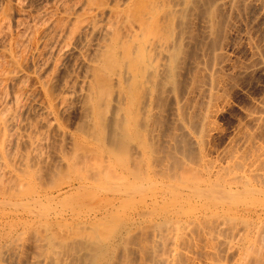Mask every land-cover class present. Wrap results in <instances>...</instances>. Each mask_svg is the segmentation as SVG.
I'll list each match as a JSON object with an SVG mask.
<instances>
[{"label":"bare ground","instance_id":"obj_1","mask_svg":"<svg viewBox=\"0 0 264 264\" xmlns=\"http://www.w3.org/2000/svg\"><path fill=\"white\" fill-rule=\"evenodd\" d=\"M13 1L20 7L21 1ZM81 1L83 4L78 6L79 8L82 6V8L78 9V12L82 10V16L77 13V16H73L72 13L67 16L68 18L66 17L71 26L66 24L68 26L66 29L70 28L71 31H69V36L76 31L78 25H81L78 23H82L81 20L85 17L86 29H91L90 32L100 29L105 33L101 36L106 37L105 40L101 38L105 43L101 40V43H104L101 45L103 49L100 54L97 52L99 57H95L98 58V64H93L92 70L87 69L89 72L92 71V79H90L92 81L89 86L86 84L88 89L85 87L87 89L85 92L87 93L84 94L82 91L84 95L82 101L83 99L84 101L81 103L84 105H81L83 118L80 120L83 121L85 117V123L83 121L84 125L78 127L90 129L92 134H89V129L81 128L84 132L88 131L90 136L86 135L90 137L92 143L93 141L97 144L103 142V156H98V158L94 156L96 151H94L95 147H91L92 144L88 146L89 154H85L88 157L94 149L93 156L97 159L101 157L98 161L105 157L106 165L98 163L93 158L98 164L94 160L92 167L86 166L90 168L85 166L81 167L82 169L79 168L83 162L77 167L75 163L78 164L81 160L79 158H86L85 156L76 158L77 155H81L80 153L76 155V152L82 151L83 142L79 141L80 145L74 139V144L78 142V146L74 147L70 140L74 151L77 147L79 149L82 146L76 152L70 147V152L73 151L76 155L75 158L70 157L72 152L69 153V149L65 150L66 145L62 148L64 141H62L61 147V142L58 143L63 132L60 136L55 134V137L59 136L56 141L54 139L57 137L54 138L53 134L56 126L52 127L53 131L49 130L50 122L54 120L49 123L48 121L43 122L44 127L42 126V128H45V124L50 125L49 128L46 126V129L53 132L51 139L57 143L54 145L52 142L53 148L54 146H57L55 148H65L64 151L69 154L63 152L62 157L57 156L60 155L58 152L61 153L62 149H60L61 151L53 150L51 144L48 143L51 149L44 148L48 149L47 152L53 150L52 159H49L52 163L47 162L46 158L50 157L49 154L44 157L46 161L44 159V162L42 161L43 148L38 146L41 144L40 137L46 134L42 133V128L35 125L34 129L38 128L41 131L39 136L40 132L33 129L35 126L32 122L33 125L29 124L30 120L29 122L26 120L28 122L26 126L22 123L23 111H28L27 107V110L24 109L27 102L25 105L22 103L25 102L24 97L27 99L31 93L24 90L23 86L21 87V84L24 82L26 84L27 81V77L25 79L22 76V61L17 60L13 56L14 54H11L9 57L12 59V68L9 66L10 62L7 63L9 66V69L6 66L7 70L4 66H0L1 69H5H2L3 73L0 70L2 73L0 81L6 80L12 84V88L11 84H8L11 90L6 89L8 85L5 89L3 88L6 91L0 88L2 93L10 92L2 98L0 94V264L5 263V258L10 259L12 252L15 253L12 259H15L17 253L14 252V249L16 250L17 243L21 239L24 241L26 239V244L28 242L27 250L26 247L24 248L27 251L25 262L27 261L29 264H264V144L259 141L260 137L264 135V97L260 99L258 96L260 100L251 106V110L249 109L250 102L247 104L250 111L248 110L247 113L244 111L246 116L243 114L246 124L241 125L240 128L235 127V133L233 129L234 134H229L231 138H227L229 141L228 144L225 143L227 145L224 149L221 148L222 145L213 148L211 144L213 141L215 143L212 138H215L216 133L213 135L211 131L216 121H214L216 118L212 119V117L215 109L217 110V102L221 99L222 91L232 80V77L229 78L225 88L220 87V83L226 76L220 75L222 79L218 77V68L222 61H217L219 63L217 67V49L223 47L220 39H225L228 34L227 32L225 35V31L232 18L240 17L248 10H255L254 13L264 15V0ZM8 4L11 5V2ZM73 4L75 5V3ZM74 5H70L72 9L75 7ZM70 6L68 8H71ZM5 8L7 7L5 6L3 11ZM6 10L8 11V9ZM66 10L67 8L65 13L70 9ZM250 12L248 11V13ZM4 13L5 11L0 15V35L3 33L5 37H8L5 32L10 26L6 23L9 15ZM257 13L255 15L258 16ZM71 15L74 17V19L72 17L73 21L69 20ZM256 17L255 19H257ZM103 18L104 21L107 20V23L101 25L100 21ZM242 19L244 18L240 20ZM252 21L255 20L252 19ZM105 22L102 21V24ZM260 28L258 25V29ZM248 31L250 33L251 30ZM62 32L60 30L59 33L56 32L59 34L58 37ZM247 35L249 36V34ZM220 36L222 37L220 38ZM250 37L254 40V37L251 35ZM256 37L257 41H253L254 44L256 43L255 46L259 43ZM2 39L4 40V37H1V41H3ZM7 39L9 43L6 38V41L3 42L10 46L9 49L7 48L9 50L7 52L10 53V50L14 48L13 46L11 49V44H16L17 37L15 36L13 43L12 39ZM18 39L21 41L20 37ZM247 39L252 40L249 37L246 38V41H248ZM56 41L47 49L54 47ZM21 42L17 41L15 47H19L18 44L22 45ZM61 43L60 45H62ZM0 44L4 48L8 47L3 46L2 42ZM251 45L248 46L249 49H252ZM262 45L260 44V47ZM60 47L54 48L55 51H53L56 53V49H62H59ZM198 48L201 49V52L197 50ZM205 50L208 52L204 56ZM259 50L264 49L259 48ZM50 51L52 48L48 52L50 53ZM51 53L46 54L51 57ZM251 57L253 56L251 55ZM251 57L249 58L251 59ZM222 58L223 61L226 60V57ZM50 59L52 60V58ZM35 60L37 62V59ZM94 60L97 61V59ZM44 61L42 60L43 63ZM253 62L250 60L248 65ZM257 66L254 68L256 69ZM220 68L223 69L222 65ZM236 70L238 69L236 68ZM250 70L253 69L250 68ZM243 71L246 72V70ZM216 72L217 76L214 75ZM227 72L229 76V70ZM39 77L42 79L41 76ZM64 82L66 84V81ZM6 84L3 83L1 86ZM231 84L227 87L228 89L232 87ZM70 85L67 87L68 90ZM42 86H44L48 101L47 105L44 100L45 105L48 106L46 111L44 107H47L41 105L43 114L48 113V110L49 113H52L53 109L57 108L55 107L57 102L64 101L60 93L58 95V92L63 90L60 88L63 85H59L60 89L56 91L54 97L50 90L52 88L47 87L46 81ZM220 88L223 90L220 91ZM65 89L62 92L66 97ZM22 90L28 91L29 95L26 97L27 94ZM70 93L72 94V92ZM224 94L222 100L228 99L226 96L229 92ZM32 98L30 96V99ZM255 98L253 100L256 102ZM23 99L24 102H22ZM163 101L165 102L163 105L165 111L162 110L163 106L162 109L160 108ZM225 101H222L223 105H225ZM41 102L43 103V101ZM61 103L59 104L61 105ZM59 104H57L58 107ZM29 107L31 108V106ZM29 112L30 110L27 113ZM40 117L39 114L37 120ZM23 119L25 120V118ZM37 122L40 125L41 118ZM240 123L237 122V126ZM156 126L159 128L155 130L160 132V128H165V139H163L164 133L162 134L163 138L161 137L162 140L159 136L156 137L154 132L152 133L154 131L152 128ZM22 128H29V131ZM31 128L34 132L30 131ZM216 128L220 131L218 126ZM217 129L215 130L217 131ZM49 131L45 130V133ZM222 132L223 130H221ZM63 135L62 140L68 137H65L64 133ZM258 135L261 136L258 138ZM48 136H45L44 139L46 137L48 139ZM70 136L71 134H69ZM68 138L65 140L66 142H69ZM211 139L212 141H210ZM43 140L41 147L47 141ZM43 142H45L44 145ZM216 147L217 151L220 148L221 151L219 150L218 156L212 157L211 154L215 153L210 154V150H216ZM90 148H92L91 151ZM98 148L97 150L101 153V149ZM37 152H40L41 156ZM82 152H85L84 149ZM45 154L44 152V156ZM54 154L58 158L55 157V159ZM68 155L70 158L67 157ZM59 157L61 161L57 163ZM86 159L88 160V158ZM86 159H83L84 164L87 163ZM53 161H57L56 165H59L54 166ZM92 161L88 160V163ZM41 162L44 164L47 162L45 166L51 163L54 167L51 168L50 164V168L47 166L49 168L47 169ZM39 163V166L41 167L42 164L47 171L44 168L34 167ZM34 168L38 169L35 171L37 175L41 169L42 172L45 170L43 174L41 173L43 176L37 177ZM71 173L73 174L69 176ZM69 191L70 194H68ZM65 198L67 199L65 200ZM21 249L23 251V247ZM17 258L22 259L21 256H17ZM12 259L7 264L18 260L11 261ZM21 259L18 262L23 263L24 260L21 261Z\"/></svg>","mask_w":264,"mask_h":264},{"label":"rangeland","instance_id":"obj_2","mask_svg":"<svg viewBox=\"0 0 264 264\" xmlns=\"http://www.w3.org/2000/svg\"><path fill=\"white\" fill-rule=\"evenodd\" d=\"M11 2V5H9L8 3H10ZM0 0V12H2V13H0V15H2L3 14V12L5 11V13H7L9 16H7L8 18H7V20H8V22H7V20H6V23H7V25L9 26V28H8V30H10V31H8V30H6V35H8V37L6 36H4L3 35V33L0 35V43L2 42L3 43V46H8V47H6V48H4V47H2V46H0V66L1 67H5V69L7 70V68L9 67V66H11L12 65V62H11V57H9L11 54L17 59V60H19V61H22V65H23V71H22V76L25 78V77H27V81H26V84H24L25 82L22 80V82H24V83H22L21 84V87L23 86V88H25L24 90H28L29 91V93H31V98L32 99H30V96H28L29 94H27V92L28 91H23L22 90V92H24V93H26L27 95H25L26 97L28 96V98L31 100H29L28 98L26 99L25 97H24V99H25V102H24V99H23V101L22 102H24V104L22 103V105H25L26 104V102H27V106L25 105V110H27L26 109V107L28 108V111L30 110V112H32V113H27L28 111H23V116H25V117H21V119L23 120V122L22 123H24V125L26 126V125H28V122H29V120H30V123L29 124H31V125H33V126H39L38 128H42V126L44 127V124H43V122L44 123H46L47 121H48V123L51 121V120H54V121H52V122H50V124H51V126L50 125H48V126H50L51 128L54 126H56L54 129V131H53V128L51 129V128H49L46 124H45V128H42L43 130H41L42 131V133L43 134H46V135H44V136H41L40 138H41V144H42V140L44 139V137L45 136H48V139H44L43 141H49L50 140V142H47L46 141V144H45V142H43V145L45 144V145H47V146H43V147H41V144H40V146H38V147H40L41 149L43 148V149H45V148H49V149H51V148H53V143L54 142H56L57 140H58V137L60 136V134L63 132L64 134H65V137H69V134H71V136L73 137H67L68 138V140H69V142H70V140H71V142L74 144V139H75V141H80V142H83L84 144H88L87 145V147H85L86 145H84L83 143H82V145L85 147H83L81 150L83 151V149H84V153L82 152V151H80L79 149L82 147V146H80L79 147V149H78V147H77V149L79 150V151H77V149H76V151H74V148H72V144H71V142L69 143L68 141L66 142L65 140H67V138H65V139H63L62 140V136L64 137V135H63V133H62V135L60 136V139H59V141H58V143L59 142H61V145H60V147L62 146V141H64V144H63V146H62V148L66 145V151L68 150V152L69 153H71L72 152V155L70 156V157H74L75 158V156L77 155V154H81V155H77L76 156V158L77 157H79V156H85L86 158H88V160L89 161H92L93 160V158H95L97 161L101 158V157H99V159H97L98 158V156H103V154H102V152L104 151V149L102 148V147H104V145L102 144H97V143H95V141H93V143H92V141H90V135L89 134H92L91 133V131H90V129L89 128H83V127H81L82 129H85V130H88V131H90V133L88 134L87 132L88 131H86V132H84L81 128H79L78 126H82V125H84L82 122L85 120V117H84V120L83 121H81L82 120V116H83V114H81V113H83L82 112V106L84 105H82V103L81 102H83L84 101V99H83V101H82V98H84V95H83V92H84V94L85 93H87V92H85L88 88H87V86H89V83H91V81L92 80H90V79H92L91 78V76H92V71H88V70H92V68H93V66L94 65H96V63L98 64V58H95L96 56H98L99 57V55H98V53L97 52H99V54H100V52L102 51V47L103 46H101L102 44L104 45V43H105V41H103V39L105 40V37L106 36H104V38H103V36H101V35H104L105 33H103V32H101L102 30H92L93 32H90V30L87 28L86 29V21L84 20L85 19V17H84V19H82L81 21H82V23H78V24H81V25H78L79 27V29L78 28H76V31L75 30H73V31H75V32H72V34H71V36H69L70 35V28L67 30L66 28L68 27V26H70L69 24V21L67 22V20L68 19H66V17L67 16H69V14H72L73 13V16H77V15H79V14H81V16H82V10H81V12L79 13L78 12V9L80 10V8H82V6L79 8V6L80 5H82L83 4V2L80 0H65V1H63V0H19V1H21V2H19V3H21L20 4V7L18 6V4L17 5H15V2L13 1L12 2V0ZM49 1V2H48ZM58 3H57V2ZM63 1V3H61ZM78 1V2H77ZM8 2V3H7ZM24 2V3H23ZM42 2V3H41ZM5 3H7V4H5ZM69 3V4H68ZM72 3V4H71ZM73 3H75V5L73 4ZM79 3V4H78ZM61 4V5H60ZM67 4H68V6H75V7H73V9H72V7L71 8H68V6H67ZM67 7H66V6ZM79 5V6H78ZM7 7V8H5V10L3 11V9H4V7ZM9 6V7H8ZM11 6V7H10ZM56 6V7H55ZM62 6H63V8H62ZM37 7V8H36ZM67 8V10L68 9H70L69 11H67V13H65V9ZM76 7H78V8H76ZM10 8V9H9ZM44 8V9H43ZM65 8V9H64ZM75 8H76V12H75ZM6 9H8V11L6 10ZM12 9V10H11ZM18 9V10H17ZM35 9V10H34ZM43 9V10H42ZM11 10V11H10ZM58 10V11H57ZM72 10V11H71ZM39 13H37V12ZM56 11V12H55ZM62 11H63V13H62ZM248 11L250 12V13H248ZM247 11V13H245L244 15H240V17L241 18H244V19H242V20H240L241 18L239 17H236V18H232L233 20H234V22H233V20L231 19V21H230V23H232L231 25H230V23L228 24V27L227 28H229V29H227L226 28V31H225V35L227 34V32H228V34L225 36V39H220L222 36H220V40H221V43H223V47H222V45L221 44H219V45H221V49H217L216 51L218 52V57L216 58V64H217V67H218V65H219V63H217V61H222V62H225L224 64L221 62L220 64L222 65V68L224 69H222L221 70V65H219L220 67L218 68L219 69V71H218V77L219 78H221L222 79V75H226V76H224V80H222L223 82H221L220 84V87H224L225 86V84L227 85L228 83L229 84H231V86L232 87H230L229 89L227 88V87H229L230 85L228 84L227 85V87L223 90V88H220V91L221 90H223V91H225V90H228V91H225L226 93L227 92H229V94H227V96L226 97H228V99L227 98H224L223 100H222V96H223V94L225 93V92H223L222 91V96L219 98L220 100H218V102H217V110H218V112H216L217 110L215 109V112H214V114H213V117H212V119L213 118H216V119H214V121H215V124L219 127V129H220V131L216 128L217 126L215 125V124H213V126H214V128H213V130H211L212 131V134L213 133H215V138H212L213 140H215V143H214V141L213 142H211V144H212V147L214 148L215 146H217V147H220L221 145V148L223 147V149L226 147V145L228 144L227 142L229 141L227 138H231L230 137V133L231 134H234L236 131V129H235V127L236 128H240V126L241 125H245L246 124V118H244L243 119V117H245L246 116V113L248 112V110L250 109H252V107L251 106H253L254 105V103L256 104V103H258V101L262 98V97H264V96H262V95H264V94H262V92H264V68H262V67H264V65H262V64H264V50H259V48H261V49H264V47H262V46H264V45H262V43H264V41H262V39H264V27H262V26H264V25H262V24H264V15H259L257 12H255L254 13V11L255 10H248ZM12 12V13H11ZM70 12V13H69ZM4 13V14H5ZM11 13V14H10ZM41 13V14H40ZM60 13V14H59ZM75 13V14H74ZM76 13H77V15H76ZM258 14V16L257 15H255V14ZM7 14H5V15H7ZM66 14H68V15H66ZM33 15V16H32ZM61 15V16H60ZM250 15H251V17H250ZM42 16H43V18H42ZM72 15L70 16V18L71 19H69L70 21L72 20L73 21V19H74V17H73ZM80 16V17H81ZM253 16V17H252ZM257 18V19H255V17ZM60 17H61V19H60ZM62 17H65L64 19L62 18ZM72 17H73V19H72ZM246 17V18H245ZM38 18V19H37ZM58 18V19H57ZM68 18V17H67ZM104 18H106V17H104ZM104 18L103 19H101L103 22H105V23H103L102 24V21H100L101 22V25H104V24H106L107 23V20L105 19V21H104ZM236 19V20H235ZM238 19V20H237ZM248 19V20H247ZM252 19H254L255 21V23L252 21ZM63 20V21H62ZM244 20H245V23H244ZM248 22H247V21ZM262 20V21H261ZM29 21V22H28ZM52 21H53V23H54V25H52L53 23H52ZM85 23H84V22ZM238 21V22H237ZM241 21H242V23H241ZM22 22V23H21ZM34 22V23H33ZM64 22H65V26H64ZM238 24H237V23ZM240 22V23H239ZM252 22V23H251ZM256 22H257V24H256ZM9 23V24H8ZM45 23V25H43ZM56 23V24H55ZM61 23H63V24H61ZM68 23V24H67ZM248 23H249V25H250V23H251V25H252V27H251V25L249 26L248 25ZM260 23V24H259ZM262 23V24H261ZM25 24H27V25H25ZM61 24V25H60ZM68 26H67V25ZM241 24H243V25H241ZM245 24H247V25H245ZM255 24V25H254ZM57 25V26H56ZM63 25V26H62ZM82 25H84V27H82ZM254 25V26H253ZM257 25V26H256ZM258 25H259V27H261L260 29H258ZM262 25V26H261ZM80 26H81V28H80ZM230 26V27H229ZM233 26H234V28H233ZM237 26V27H236ZM239 26V27H238ZM244 26V27H243ZM245 26H247L246 28H248V29H246L245 28ZM51 27V28H50ZM56 27V28H55ZM64 27V28H63ZM71 27V26H70ZM232 27V28H231ZM236 27V28H235ZM257 29H256V28ZM230 28H231V30H230ZM250 28V29H249ZM252 28V29H251ZM49 29V30H48ZM55 29H57V30H55ZM82 29H83V31H82ZM98 29V28H97ZM236 29V30H235ZM245 29V30H244ZM253 29H254V33H253ZM262 29V30H261ZM59 30L60 31H63L62 33H60V36L58 37V33H59ZM65 30V31H64ZM67 30V31H66ZM79 30V31H78ZM84 30H85V32H84ZM86 30H87V32H86ZM234 30V31H233ZM248 30H251L250 31V33H249V31ZM70 31V32H69ZM229 31H230V35H229ZM232 31V32H231ZM244 31V32H243ZM246 31H248V32H246ZM255 31H257V32H255ZM261 31V32H260ZM8 32H10V33H8ZM36 32H37V34H36ZM51 32V33H50ZM55 32V33H54ZM56 32H58V33H56ZM78 32H80L81 34H79ZM239 32V33H238ZM246 32V34H244ZM258 32H259V35H258ZM16 33H18L17 35H16ZM29 33H30V35H29ZM64 33V34H63ZM76 33H78V34H76ZM86 35H85V34ZM90 33V34H89ZM102 33V34H101ZM242 33V34H241ZM10 34V35H9ZM23 34V35H22ZM41 34V35H40ZM84 34V35H83ZM92 34V35H91ZM244 34V35H243ZM247 34H249V36L247 35ZM261 34V35H260ZM11 35H13L12 37H11ZM64 35V36H63ZM74 35V36H73ZM90 37H89V36ZM247 35V36H246ZM250 35L252 36V37H254V40H255V37H256V39H258V49H257V47L255 46V44H254V40L250 37ZM255 35V36H254ZM15 36L17 37V41L20 43L22 40V45L21 44H18L19 45V47H15V45L17 44V41L15 42L16 44L14 45V44H11L12 46H11V49L13 48V46H14V50L12 49V50H10V53L9 52H7V51H9L8 49L10 48V46L8 45V43H9V41H8V39L7 38H9V39H12V43H13V41H14V39H15ZM69 38H68V37ZM1 37L3 38L4 37V40L3 41H6L7 40V42L8 43H6V45L4 44L5 42H3V41H1ZM14 37V38H13ZM18 37H20V40L21 41H19V39H18ZM29 37V38H28ZM51 37V38H50ZM57 37V38H56ZM94 37V38H93ZM230 37V38H229ZM250 38V39H252V40H250V41H252L253 43H251L250 41H249V39H247L248 41H246V38ZM261 37H262V39H261ZM5 38H6V40H5ZM22 38V39H21ZM68 38V39H67ZM85 38V39H84ZM101 38H103V39H101ZM228 38V39H227ZM238 38H239V40H238ZM243 38V39H242ZM260 38V39H259ZM31 39V40H30ZM55 39V40H54ZM88 39V40H87ZM96 39V40H95ZM227 39V40H226ZM52 40V41H51ZM56 41V45L54 46V47H50V49H47V48H49V46L51 45V44H54L53 42L54 41ZM100 40V41H99ZM101 40H102V42H104V43H101ZM220 40H218V41H220ZM225 40V41H224ZM229 40V41H228ZM66 41V42H65ZM234 41H236V42H234ZM257 40H255V42H256ZM261 41V42H260ZM24 42V43H23ZM59 42V43H58ZM62 42V43H61ZM97 42V43H96ZM226 42V43H225ZM238 42V43H237ZM50 43V44H49ZM60 43L62 44V45H60ZM64 43V44H63ZM66 43V44H65ZM68 43V44H67ZM82 43V44H81ZM84 43V44H83ZM248 43H250V44H248ZM23 44H26V45H24L23 46ZM35 44V45H34ZM98 44V45H97ZM224 44H225V46H224ZM228 44V45H227ZM234 44V45H233ZM247 44V45H246ZM251 44H254V45H251ZM260 44L262 45L261 47H260ZM1 45V44H0ZM58 45V46H57ZM97 45V46H96ZM218 45V46H219ZM237 45V46H236ZM252 46V47H250V48H252V49H249V47L248 46ZM17 46V45H16ZM23 46V47H22ZM53 46V45H52ZM59 46H61L59 49H61V50H58V49H56V53L54 52L55 51V49L54 48H58ZM100 46V47H99ZM254 46H255V49H253L254 48ZM65 47V48H64ZM69 47V48H68ZM220 47V46H219ZM8 48V49H7ZM22 48V49H21ZM45 48V49H44ZM51 48H52V51L54 52V54H53V52L52 51H50V53H51V57L50 56H48L46 53H48V54H50L48 51L49 50H51ZM3 49V50H2ZM31 49H33V50H31ZM48 51H47V50ZM100 51H99V50ZM225 50V51H221V50ZM38 50H39V52H38ZM45 50V51H44ZM58 50V51H57ZM72 50V51H71ZM94 50V51H93ZM197 50H201L200 48H198ZM255 50H259V51H256V53L254 52ZM3 51V52H2ZM5 51H6V53H5ZM11 51H12V53H11ZM14 51V52H13ZM27 51H28V53H27ZM29 51H31V52H29ZM36 51V52H35ZM67 51V52H66ZM83 51V52H82ZM198 51V52H199ZM219 51H220V53H219ZM38 52V53H37ZM60 52V53H59ZM80 54H79V53ZM82 52V53H81ZM201 52V51H200ZM206 52H208V51H204L202 54L205 56V54H206ZM227 52V53H226ZM262 52V53H261ZM25 53V54H24ZM86 53V54H85ZM92 53H93V55H94V58H93V55H92ZM223 53H225L226 55H228V56H226V55H224ZM262 54V56H261V54ZM8 54V55H7ZM16 54V55H15ZM19 54V55H18ZM21 54V55H20ZM31 54V55H30ZM34 54V55H33ZM40 54V55H39ZM56 54V55H55ZM58 54V55H57ZM60 54V55H59ZM64 54V55H63ZM223 54V55H222ZM250 54V55H249ZM24 55H26V56H24ZM29 55V56H28ZM36 55V56H35ZM47 55V56H46ZM223 57L224 56V58L226 57V60L224 59V61H223V58L221 57V56ZM251 55L254 57H251ZM47 58H46V57ZM53 56V57H52ZM55 56H58V57H56V58H58V59H56L55 58ZM84 56V57H83ZM259 56H261V57H259ZM19 57V58H18ZM29 58V60H27L28 58ZM35 57V58H34ZM39 57V58H38ZM41 57H43V58H41ZM52 58V60L50 59V58ZM79 57V58H78ZM227 57H228V60H227ZM249 57H251V59L249 58ZM261 58L260 60H259V58ZM15 58H13V59H15ZM34 58V59H33ZM44 58H46L45 59V61H44ZM48 58H49V60H48ZM89 58V59H88ZM254 59V62H253V59ZM15 59V60H16ZM21 59V60H20ZM24 59V60H23ZM26 59V60H25ZM35 59H37V62H36V60ZM93 59V60H92ZM94 59H97V61H95ZM222 59V60H221ZM249 59V60H248ZM257 59H258V61H257ZM42 60L44 61V63L42 62ZM46 60H48L47 62L48 63H46ZM57 60V61H56ZM250 60H252V62L254 63V66H257L258 64L260 65H258L257 67H256V69L254 68V66L252 67V65H253V63L251 64V65H248V63L250 64ZM27 61V62H26ZM29 61V62H28ZM50 61V62H49ZM77 61V62H76ZM90 61V62H89ZM228 61V62H227ZM249 61V62H248ZM256 61V62H255ZM5 62V63H4ZM8 62H10V64H9V66H7V63ZM42 62V63H41ZM55 62V64H53ZM95 62V63H94ZM4 63V64H3ZM30 63V64H29ZM86 63V64H85ZM232 63H233V65H232ZM247 63V64H246ZM37 64H39V65H37ZM41 64V65H40ZM91 64V65H90ZM94 64V65H93ZM243 66H242V65ZM31 65V66H30ZM34 65V66H33ZM44 65V66H43ZM93 65V66H92ZM223 65H225V66H223ZM6 66H7V68H6ZM40 66H41V68H40ZM232 66V67H231ZM235 66H237V67H235ZM240 66H242V67H240ZM1 67H0V70H2L1 69ZM36 67V68H35ZM43 67H44V69H43ZM48 67H50L51 69H49ZM260 67V68H259ZM11 68H12V66H11ZM24 68H26L25 70H24ZM55 68V69H54ZM85 68V69H84ZM236 68L238 69V70H236ZM239 68L241 69L240 71H239ZM250 68L251 69H253V70H250ZM5 69H3V70H5ZM9 69V68H8ZM88 69V70H87ZM233 69V70H232ZM259 69V70H258ZM3 70H2V73H3ZM36 72H35V71ZM38 70H40L39 72H38ZM86 71V73H85V71ZM229 70V76L227 75V71ZM231 70V71H230ZM243 70H246V72L245 71H243ZM257 70V71H256ZM262 70V71H261ZM33 73H32V72ZM48 71H49V73H48ZM222 72V74H221V72ZM226 73H225V72ZM251 71H253V72H251ZM35 72V73H34ZM84 72V73H83ZM2 73H0V76L2 75ZM38 73V74H37ZM220 73V74H219ZM225 73V74H224ZM237 73V74H236ZM242 73V74H241ZM24 74H26L25 76H24ZM40 74V75H39ZM49 74H51L50 76H49ZM66 74V75H65ZM68 74V75H67ZM217 74V72L214 74L215 76H217L216 75ZM232 74V75H231ZM44 75V76H43ZM47 75H48V77H47ZM221 75V76H220ZM231 75V76H230ZM39 76H41V78L42 79H40V77ZM46 76V77H45ZM52 76V77H51ZM63 76V77H62ZM70 78H69V77ZM228 76V78H226ZM234 76V77H233ZM22 77V79H24ZM231 77H232V80H230L231 79ZM63 78V79H62ZM230 78V79H229ZM26 79V78H25ZM45 79V80H44ZM69 79V80H68ZM73 79V80H72ZM2 80H4V79H2ZM44 80V81H43ZM67 80H68V82H67ZM84 80V81H83ZM86 80H88V81H86ZM230 80V81H229ZM5 81L6 80H4L3 82L2 81H0V84L1 85H3V83L4 84H6V85H4V86H1L0 85V88H2V90H3V88L5 89L6 88V86L8 85V84H11V82H9V81H6V83H5ZM45 81H46V85L48 84V86L47 87H49V88H52V89H50V90H52V97H54V94L56 95V91L58 90L59 91V89L61 88V89H63V90H60L59 92H58V95H59V93H60V96H62L63 97V100L64 101H62V103L61 102H57V104H59V103H61V105L59 104V107L57 106V104H56V106L55 107H57L56 108V110H54L53 109V111L54 112H50L49 113V110H48V113H45V114H43L44 113V111H43V107L44 106H46L47 108H45L44 107V110L46 111V109H48V101H47V98H46V95H45V92H44V86H42V85H44V83H45ZM62 81V82H61ZM64 81H66V84H65V82ZM72 81V82H71ZM229 81V82H228ZM232 81V82H231ZM48 82V83H47ZM70 82H71V85H70ZM82 82V83H81ZM87 82V83H86ZM228 82V83H227ZM231 82V83H230ZM234 82V83H233ZM69 83V84H68ZM224 83V84H223ZM63 85V87H60V86H62ZM70 85L69 86V90H68V85ZM83 85V87H82V85ZM86 84H87V86H86ZM236 84V85H235ZM51 85H52V87H51ZM60 85V86H59ZM65 85V86H64ZM67 85V86H66ZM235 85V86H234ZM25 86V87H24ZM54 87V88H53ZM60 87V88H59ZM65 87H66V89H65ZM79 87V88H78ZM87 89H86V88ZM11 88H12V84H11ZM11 88H10V85H8L7 86V88L6 89H8V90H11ZM82 88H84L83 90H82ZM35 91H34V90ZM64 89H65V95H66V97L64 96ZM86 89V90H85ZM7 90V91H8ZM81 90V91H80ZM261 90H262V92H261ZM3 91H6V90H3ZM2 91V92H3ZM63 91V92H62ZM67 91H69V92H67ZM77 91V92H76ZM83 91V92H82ZM1 91H0V94H1V98H2V96H6V93H10V92H4V93H2ZM70 92H72V94L70 93ZM23 93V94H24ZM63 93V94H62ZM69 93V94H68ZM76 93V94H75ZM3 94V95H2ZM71 94V95H70ZM79 94V95H78ZM81 94V95H80ZM261 96H260V95ZM57 95V96H58ZM224 95H226V94H224ZM24 96V95H23ZM45 96V97H44ZM80 96V97H79ZM83 96V97H82ZM260 97V99H259V97ZM253 97V98H252ZM256 97V98H255ZM1 98H0V100H1ZM56 98V97H55ZM54 98V99H55ZM75 98V99H74ZM256 99L257 101L255 102V100H253V99ZM3 99H4V97H3ZM6 99V98H5ZM33 99H34V101H33ZM67 99V100H66ZM78 99H79V101H78ZM227 99V100H226ZM249 99H251L252 101H253V103H251L252 101L251 100H249ZM36 100H37V102H36ZM44 100H45V102H46V104L47 105H45V102H44ZM66 100V101H65ZM165 100V99H164ZM227 102H226V101ZM33 101V102H32ZM41 101H43V103L41 102ZM70 101V102H69ZM222 101L224 102L225 101V105H223L222 104ZM248 101V102H247ZM65 102V103H64ZM68 102V103H67ZM246 102V103H245ZM249 102H250V104H249ZM34 103H35V105H34ZM39 103H40V108L38 107V105H39ZM67 103V104H66ZM72 103V104H71ZM28 104H31V105H28ZM36 104H37V107H35L36 106ZM44 106H43V105ZM64 104V105H63ZM221 104V105H220ZM246 104V105H245ZM247 104H249L250 106V108L248 107V105ZM43 107H42V106ZM82 105V106H81ZM163 105H165V102L163 101V104L161 105V109H162V106ZM220 105V106H219ZM222 105H223V108H222ZM29 106H31V108L29 107ZM246 106V107H245ZM35 107V108H34ZM164 108L162 109V110H164L165 109V106H163ZM221 109H220V108ZM249 109H248V108ZM30 108V109H29ZM34 108V109H33ZM63 108V109H62ZM246 108V109H245ZM36 109V110H35ZM42 109V111H40ZM59 109V110H58ZM79 109L81 110V112L79 113ZM33 110H34V113H33ZM249 110V111H250ZM39 111V112H38ZM61 111H64V112H61ZM165 111V110H164ZM163 111V112H164ZM244 111L246 112V113H244ZM27 114H26V113ZM38 112V113H37ZM42 112V113H41ZM57 112V113H56ZM61 112V113H60ZM162 112V113H163ZM220 112V113H219ZM32 114V115H31ZM39 114H40V118H41V122H40V125H39V123L37 122L38 120H40V118L37 120V118H38V116H39ZM43 116H42V115ZM46 114H48L47 116H45ZM62 114V115H61ZM163 114H165V112L163 113ZM217 114V115H216ZM243 114L245 115V116H243ZM57 115H59V116H57ZM78 115H79V117H78ZM214 115H216L215 117H214ZM28 116V117H27ZM36 116V117H35ZM165 116V115H164ZM27 117V118H26ZM44 117H46V118H44ZM23 118H25V120L23 119ZM54 118V119H53ZM79 120H78V119ZM240 118V119H239ZM42 119H44V121H42ZM48 119V120H47ZM81 119V120H80ZM242 119V120H241ZM28 122H27V121ZM33 120H37V121H33ZM242 121L241 123H240V121ZM244 120H245V123H244ZM25 121H26V123H25ZM77 121H79V122H77ZM81 121V122H80ZM33 124H32V123ZM55 122V123H54ZM237 122H238V124L240 123V125H238L237 126ZM36 123H38V124H36ZM43 125H42V124ZM47 123V124H48ZM80 123V124H79ZM84 123H85V121H84ZM52 124H54V125H52ZM75 124V125H74ZM30 125V126H31ZM77 125V126H76ZM24 126V127H25ZM33 126H31V127H33ZM36 126L35 127H33V129L34 128H36ZM49 128V130H51V131H53L52 133L54 134V138H56V139H54V140H56V141H52V133L49 131V130H47L46 128L47 127ZM216 126V127H215ZM60 127V128H59ZM77 127V128H76ZM34 129L35 131H37L38 133H39V136L41 135V131L39 130V129ZM158 129L159 127H154V128H152V130L154 129V131H152V133L154 134V135H156V137L157 136H159L160 138L162 137L163 138V133L165 132V128H160V130H161V132L159 131V130H155V129ZM23 130H25L26 129V131H29L27 128H22ZM21 129V130H22ZM33 129L31 128V130L30 131H32V132H34L33 131ZM46 131H49V132H46L45 133V130ZM57 129V130H56ZM75 129V130H74ZM78 129V130H77ZM92 130H93V128H91ZM215 129H217V131L215 130ZM233 129H234V133H233ZM22 130V131H23ZM61 130V131H60ZM221 130H223V134L221 133ZM21 131V133L23 134V132ZM25 131V133L27 134V132ZM60 132V133H59ZM98 132V131H97ZM156 132V133H155ZM218 132V133H217ZM219 132H220V134H219ZM49 133V134H48ZM50 133H51V135H50ZM68 133V134H67ZM99 133V132H98ZM25 134V135H26ZM48 134V135H47ZM55 134H59V136H56L55 137ZM86 134H88V135H86ZM93 134H96V133H94L93 132ZM100 134V133H99ZM86 135V136H85ZM101 135V134H100ZM214 135V134H213ZM212 135V137H214ZM23 136H24V134H23ZM51 136V137H50ZM217 136V137H216ZM228 136V137H227ZM231 136H233V135H231ZM261 135H258V138L260 137ZM43 137V138H42ZM49 137H50V139H49ZM78 138V139H77ZM86 138V139H85ZM162 138H161V140H162ZM262 138H264V135H262L261 137H260V139H259V141H261V144H264V139H262ZM163 139H165V133H164V138ZM212 139L210 140V141H212ZM88 140H89V142H88ZM85 141H86V143H85ZM53 142V143H52ZM78 142H75V144H74V147H76V146H78L77 145V143ZM78 143V144H80L81 145V143ZM88 142V143H87ZM51 144V148H50V146H49V144ZM65 143H69V144H65ZM95 143V144H94ZM219 145H218V144ZM225 143H227V144H225ZM91 144H92V146H91ZM54 145H57V143H54ZM59 145V144H58ZM68 145V146H67ZM91 146V147H95V150L94 151H96V152H92L93 150H92V148H90V151H91V153H90V155L87 157V155L89 154V147L88 146ZM101 147H100V146ZM224 145V146H223ZM45 147V148H44ZM55 147H57V146H54V148H53V150H57V151H59L60 149H62V148H55ZM70 147L72 148L71 150H73L74 152H76V155H74V153H73V151H71L70 152ZM97 147H99L98 149H101V153L97 150ZM216 147V150L215 149H211L212 151H214V152H212L211 150H210V154L211 153H215V154H211L212 155V157L214 156V155H216V156H218V152H220L221 151V148L217 151V148ZM87 148V149H86ZM42 149V151L39 149V148H37V150H39L40 152H42L43 153V157L41 156V153L40 152H37L38 153V155H40L41 156V158H42V161H43V159H44V161H46V159H48V163L49 162H51L52 163V161H50L51 159H52V151L50 152V150L47 152V150L45 149V150H43ZM64 149H62V152L60 153V152H58L60 155H57V156H60V157H62L63 155V152H65L64 151ZM103 150V151H102ZM61 151V150H60ZM88 153H87V152ZM97 151H98V153H97ZM217 151V152H216ZM44 152L46 153L45 154V156H44ZM56 152V151H55ZM54 152V153H55ZM40 153V154H39ZM66 154H69V153H67V152H65ZM87 155H86V154ZM47 154H49L48 156H50V157H48V158H44V157H47L46 155ZM92 154V155H91ZM93 154H94V156H96V157H94L93 156ZM55 154H54V158L55 157H57ZM91 156V157H90ZM93 156V157H92ZM59 157V161L57 162V161H53V163H54V166L57 164V163H59L61 160V158ZM67 157H69V155L67 156ZM69 157V158H70ZM58 158V157H57ZM86 158H83V157H81V158H79V159H81V160H79V162H78V164L77 163H75V161H76V159H73V160H75V161H73L74 163H75V165L77 166V167H79V165L82 163V165H80V167L79 168H83L84 166L86 167L87 165H89V166H91L92 164L94 165V160L92 161V162H89L88 163V160L86 159ZM104 158L105 157H103V160L101 159V161H98V163H101V164H105L106 165V162H105V160H106V158H105V160H104ZM50 159V160H49ZM56 159V158H55ZM83 159L85 160L86 159V161L85 162H87L86 164H84V161H83ZM96 160H95V163H97L96 162ZM43 161V162H44ZM46 162V163H47ZM57 162V163H56ZM42 163V162H41ZM45 163V164H46ZM50 163V164H51ZM62 163V162H61ZM97 163V164H98ZM43 164V166H45V164L44 163H42ZM42 164H41V167L39 166L40 165V163L37 165V166H39V167H37V166H34L35 168H44L43 166H42ZM50 164H48L47 166L50 168ZM97 164H95V165H97ZM52 166H51V168L52 167H54L53 166V164H51ZM59 165V164H58ZM58 165H56V166H58ZM92 165V166H93ZM47 166H45V167H47ZM91 166V167H92ZM47 167V169H49ZM34 168V169H35ZM78 168V169H79ZM81 168V169H82ZM86 168H90V167H86ZM45 170H46V168H44ZM38 169H35L34 170V172L35 171H37ZM40 170V169H39ZM45 170L43 171V172H45ZM47 171V170H46ZM39 172V171H38ZM43 172H42V169H41V172L37 175V172H35V174L37 175V177L39 176V175H41V173L43 174ZM73 173H71V174H69V176H71ZM41 176H43V175H41ZM68 194H70V191H69V193ZM67 194V195H68ZM68 198H70V197H68ZM67 198H65V200H66ZM64 200V199H63ZM68 202H69V200H67ZM67 201H62L63 203H68ZM20 241V242H19ZM18 241V243H17V248H16V250L14 249V252H16L17 254H16V257H15V259H18L19 261H20V259L19 258H17V256L18 257H22V259L24 260V261H22V259H21V261L24 263L25 262V256H26V253H27V247H28V242H27V244H26V239H25V241L23 240V239H21V240H19ZM24 242H25V244H24ZM18 244H19V246H18ZM16 245V244H15ZM24 245V246H23ZM19 247V248H18ZM21 247H23V251H21L22 249H21ZM24 247H26V250H25V248ZM14 248H15V246H14ZM12 249H13V247H12ZM11 249V250H12ZM21 249V250H20ZM26 252H25V251ZM13 253V252H12ZM11 253V256L12 257H14L13 255L15 254V253H13L12 254ZM22 253V254H21ZM25 254V255H24ZM12 257L10 258V256H9V258L10 259H12ZM24 257V258H23ZM7 259L8 258H5V263L4 264H7V262H9V260L10 259H8V261H7ZM14 259V258H13ZM13 259L11 260V261H13ZM14 259V260H15ZM18 260H15L16 262H12V264H15V263H21V262H18ZM23 263H21V264H23ZM24 264H29V263H27V261L24 263Z\"/></svg>","mask_w":264,"mask_h":264}]
</instances>
